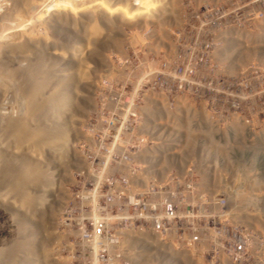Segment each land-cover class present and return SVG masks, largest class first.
Listing matches in <instances>:
<instances>
[{
	"label": "rangeland",
	"instance_id": "374dc122",
	"mask_svg": "<svg viewBox=\"0 0 264 264\" xmlns=\"http://www.w3.org/2000/svg\"><path fill=\"white\" fill-rule=\"evenodd\" d=\"M187 1L0 0V6L3 7L0 12V118H24L26 127L48 125V122L52 125V120H60L66 124L68 132L63 155L52 143L40 145L38 138L30 140L26 127L23 141L11 139L5 149L9 153L14 150L16 157L23 156L40 162L49 171L54 166L49 160L58 159L62 169V184L59 187L60 181L57 180L56 188H52L50 180L49 185L53 190L47 195H52L53 199V191L59 190L61 201L58 207L48 203L43 207L40 204V188L46 189L44 193L51 189L40 182L44 178H39L31 186L27 185V190L33 195L27 205L21 208L17 199L15 204L18 207V217L12 214V220V215L9 214L11 211L0 205V232L6 235V244L3 247L16 249L15 263L134 264V257L138 256L130 244L139 239L129 233L132 230L136 233L138 231V228L130 227L132 221L138 227L142 223L137 218L138 206L124 204L129 197L121 189L114 191L111 196L106 194L109 186L98 193L82 190L80 177L76 178L77 182L72 186L71 177L75 175L71 165L74 136L76 133L84 135L81 141L87 140L90 134L88 118H94L92 110L98 103V100H93L96 95L93 96L92 93L93 85L98 80L93 67L95 61H103V64L109 62L121 70L127 67V78L129 71L134 70L133 66L135 69L140 67L145 70L150 69L149 66L153 64L159 70L172 71L176 76L184 78L187 84L186 98L180 100L190 102L191 106L200 111V115L204 114L209 120H214L223 132L232 125L238 124L242 127L244 121H251L255 132L264 136V56L261 53L253 52L252 47L249 49L250 46L247 48L244 45L243 58L236 65L246 61L247 69L239 65L236 74L232 73L233 68L229 67L226 60L208 61L205 64V60L200 59L204 51L195 47L193 39L187 44V48L198 49L193 52L189 49L183 51L186 48L164 46L160 42L153 44L157 33L159 36L167 35L170 30L165 31L162 23L173 21L179 22V25L184 24V7L188 4ZM252 1L206 0L214 8L217 4L228 8L229 12L235 10V23L243 33L247 29L256 30L251 21L255 12ZM191 5L197 6V2H192ZM262 6L264 8V1ZM108 15H111L112 23L108 22ZM156 19L152 30L153 21ZM158 23L160 29L157 28ZM90 26L95 27V30L98 28L99 34L91 35ZM185 31L186 29L182 30ZM91 39L99 41L94 44L96 50L90 45ZM101 39L105 41L101 42ZM187 39V35L180 34L178 43L181 45ZM149 44H153V49L148 48ZM175 50L177 51L172 54ZM91 51L94 52L93 55ZM249 58L257 63L253 66L259 65L258 69L252 71L249 68ZM217 64L220 67L215 68L213 65ZM188 65L194 68L195 75H183V69ZM28 72L37 73V79L45 82L42 93L39 95L34 91L30 98L27 93L28 81L26 83ZM84 73L88 74L83 77ZM116 75L118 74L113 76ZM177 89L174 88L173 92ZM52 92H66L70 96V104L61 113L56 103L44 101L45 95ZM39 102H42V108L35 109L37 112L34 111L35 114L31 117L30 107L37 106L36 103ZM41 110L46 111V115ZM0 133H4L1 128ZM108 144L109 142L106 143L105 150L108 149ZM30 145L33 146L32 149L29 148ZM93 166L102 165L93 163ZM47 174L50 173L47 171ZM116 175L119 176L118 179L123 177L121 173ZM255 186L258 187L255 190V200L262 199L263 183H255ZM244 187L240 189L241 202L250 199V189ZM92 194L101 196L102 200H89ZM44 198L45 203V195ZM65 202L67 206L61 207L60 204ZM254 210V223H250L249 206L240 204L243 217L238 221V227L232 228L231 233L238 237L233 243L225 238L220 241L221 246L217 251L224 252L214 257L217 261L227 263L228 260L227 264H264V211L261 206H255ZM82 217V221L73 223V218ZM22 223L27 225L25 232ZM60 235L65 238L58 244L56 253H53L52 249L55 251V248H52V244L59 240L57 236ZM212 255L214 253L204 254L205 260L201 259L202 254H196V257L201 260L199 264H203L210 261ZM140 259L143 263L146 256Z\"/></svg>",
	"mask_w": 264,
	"mask_h": 264
},
{
	"label": "built area",
	"instance_id": "2783aa9c",
	"mask_svg": "<svg viewBox=\"0 0 264 264\" xmlns=\"http://www.w3.org/2000/svg\"><path fill=\"white\" fill-rule=\"evenodd\" d=\"M263 1H252L255 12L251 21L256 30L247 29L243 33L235 23V10L229 12L228 8L217 4L214 8L206 0H188L184 7V24L173 21L162 24L165 31L170 30L165 37L157 33L153 44L160 42L193 52L198 49L187 48L193 39L195 47L204 51V54L200 52V59L205 60V64L226 60L233 68L232 73L237 74L239 65L247 69L246 61L236 65L243 58L244 45L264 56ZM192 2H197V6H192ZM155 22L157 19L153 21L152 30ZM157 28L160 29L159 23ZM183 29L186 31L182 32ZM180 34L188 38L181 45L178 43ZM235 35L236 45L233 44ZM153 44L148 48L153 49ZM93 64L98 80L93 85L92 93L96 97L92 99L98 103L92 110L94 118H88L87 140L81 141L84 135L76 133L74 136L72 186L80 177L82 190L98 193L109 186L106 194L111 196L121 189L129 197L124 204L138 206L137 218L142 223L138 227L132 221L130 227L138 231L129 232L139 239L130 244L138 254L134 264H199L201 260L196 254H202L201 259L205 260L203 255L208 253L214 255L203 264H227L228 260L220 263L214 257L224 252L217 251L222 239L233 243L238 237L231 233L243 217L240 204L249 206L250 223H254L255 206H261L264 211V197L255 200L258 188L255 183L264 185V136L255 132L251 121H244L242 127L232 125L223 132L214 120L200 115L190 102L180 100L186 98L187 84L172 71L159 70L153 64L145 70L128 64L134 70L129 71L127 78V67L121 70L103 61ZM255 64L253 58H249L252 71L259 68V65L253 66ZM213 66L218 68L220 64ZM115 74L118 75L113 76ZM183 75H195L194 68L185 66ZM174 88H178L177 91L173 92ZM50 162L55 166L50 171L54 177L52 188H56L57 180L60 187V161L51 158ZM93 163L102 166L94 167ZM118 173L123 177L118 179ZM244 186L250 189V199L241 202L240 189ZM53 196L45 203L42 201V206L48 203L58 207L59 190L53 191ZM89 200L102 199L92 194ZM60 205L67 206L66 202ZM5 236L0 232V249L6 244ZM144 255L146 261L142 263L140 258Z\"/></svg>",
	"mask_w": 264,
	"mask_h": 264
},
{
	"label": "bare ground",
	"instance_id": "6f19581e",
	"mask_svg": "<svg viewBox=\"0 0 264 264\" xmlns=\"http://www.w3.org/2000/svg\"><path fill=\"white\" fill-rule=\"evenodd\" d=\"M123 12H125V11H123ZM125 13H127V12H125ZM130 15H132V13ZM110 16L111 15L107 16V17H109L108 22L112 23ZM108 22H107V24H108ZM165 23L166 22H164L162 24H165ZM91 26H90V28H91ZM99 32H100V30L98 28H96V30H95V27H92L90 29L91 35L92 34L95 35L97 33L99 34ZM103 41H105V39L102 40L101 42H103ZM237 41H238V38L235 35V42H233V44L236 45ZM96 43H99V41L91 39L90 45H93L92 48L94 50H96V47L94 45ZM91 54L93 55L94 52L91 51ZM229 63H232V61L229 60ZM28 73H29L28 75L26 74L28 77L26 79V83L28 81V88H27L28 97L29 96L32 97V92H34V91H36L40 95L44 89V86H45L44 80L39 81L40 79H37V73H33V72H28ZM87 74L88 73H84L83 77L86 76ZM33 76H34V78H33ZM44 76H45V74H44ZM13 84H15V83H13ZM69 97L70 96L66 92L61 93V94L60 93L55 94L54 92H52V93H49L48 95H45L44 101H46L47 103H52V102H54V104L56 103V105H57V107L61 113L70 104L71 100ZM41 103L42 102L36 103L37 106L30 107V109H29L30 113L29 114L31 117L34 116L33 113L35 114V112H37L36 110H38V108H40V109L42 108ZM42 112H43V114L45 113V115H46V111L43 110ZM5 116H7V115H5ZM55 117H56V115H55ZM24 120H25L24 118H13L12 116L10 119L9 118H3V119L0 118V128L4 131V133H0V205L4 206L5 209L8 208V211L9 210L11 211V215L13 214L15 217L16 216L18 217V214H17L18 213V207L15 204L17 202V199L19 200V204L21 205V208H22L23 205H25L27 202H30L29 200H32V198H33V195L27 190V188H28L27 185L31 186L30 184L36 183L39 178L40 179L44 178L43 181H40V182L45 187H50L49 181L51 180V184H52L53 179H54V177H52L50 174H47V171L49 173L51 171V170L49 171L47 169V167H46L47 164L45 166L46 167V169H45L40 165V162H38V161H32V160H30V158L27 159L23 156H19V157L17 156L16 157L14 155L15 154L14 150H13V153L12 152L9 153V152L5 151V149L9 146L8 142L11 139L12 140L18 139V140H20V142L23 141L24 133H25L24 131H25V127H26L24 124ZM52 122H53L52 125H50L48 122L47 123L48 125L44 124L42 126L39 125V126H34V127H26L27 128L26 131L29 134L30 140H32L33 138H35V139L38 138L37 141L40 143V145H48V144L51 145V143H52V144H54L53 146H56L59 149L60 154L63 155V153H65V150H66L65 146H66V142H67V138H68V132L66 129V124L64 122H60V120L59 121L52 120ZM49 125H50V127H49ZM15 140H14V142H15ZM17 141L15 143H17ZM38 142H34V143L37 144ZM15 145H17V144H15ZM29 148L32 149L33 146L30 145ZM36 149H37V147H36ZM7 151H8V149H7ZM49 166L50 165H48V167ZM53 167H55V166H53ZM51 173H53V172H51ZM40 190H41V192H40L41 195L39 196V199H41L40 204L42 205V201H44V195L46 196V199H48V196H47L48 193H44V190H46V189H44V188L42 189V187L40 188ZM50 190H52V188ZM62 200H63V197H62ZM13 215H12V217H13ZM79 219L80 218H78L77 220H79ZM21 225L25 229L23 232H25L26 227H27L26 223H22ZM40 226H41V224H40ZM22 227H21V229H23ZM57 238L59 240H55V242L52 244V248L53 247L55 248V251H54V249H52L53 253H56L58 244L61 243L62 239L65 238V236L60 235V236H57ZM24 239H26V238H24ZM44 239L45 238L43 237V240ZM24 245H25V242H24ZM3 248L4 249H2V248L0 249V264H19V263H17V261L15 263V256H16L15 254H17L15 251L16 249H14V247L13 248L3 247ZM15 248H17V247H15ZM17 249L19 250V248H17ZM24 263H26V262H24Z\"/></svg>",
	"mask_w": 264,
	"mask_h": 264
}]
</instances>
